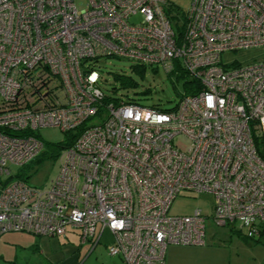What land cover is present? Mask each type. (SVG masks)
I'll return each mask as SVG.
<instances>
[{
  "label": "built area",
  "instance_id": "built-area-1",
  "mask_svg": "<svg viewBox=\"0 0 264 264\" xmlns=\"http://www.w3.org/2000/svg\"><path fill=\"white\" fill-rule=\"evenodd\" d=\"M166 0H0V236L26 232L92 241L111 256L164 264L168 244L204 245L200 209L171 215L181 192L214 197L210 220L264 240V60L221 54L264 47V0H191L176 32ZM113 57L195 80L170 109L105 92L94 59ZM79 130L50 187L13 180L44 148L35 131ZM185 138L184 148L175 143Z\"/></svg>",
  "mask_w": 264,
  "mask_h": 264
},
{
  "label": "rangeland",
  "instance_id": "rangeland-1",
  "mask_svg": "<svg viewBox=\"0 0 264 264\" xmlns=\"http://www.w3.org/2000/svg\"><path fill=\"white\" fill-rule=\"evenodd\" d=\"M78 8L84 6V0H75ZM170 5L167 11L173 29L178 32L183 23V13L190 8L191 0H166ZM223 64H249L264 60V47L239 51H226L221 54ZM130 61L113 57H101L97 67L106 79L103 89L110 92L112 86L117 89L116 98H132L145 106L159 105L172 108L184 94L183 82L187 79L175 69L166 73L160 66H147L143 71L133 70ZM114 74H124L135 81L134 86L121 87L115 81ZM43 141L44 148L34 160L25 166H9L13 180H23L28 186L46 190L56 178L60 169L62 147L68 134L59 127H40L35 131ZM175 143L184 148L188 141L177 137ZM214 197L208 193L181 192L172 201L169 214L190 215L200 209L208 217L205 221V244L182 245L168 244L164 264H264V240L253 241L242 234L232 231L228 226H216L210 220L214 213ZM97 226V232L99 230ZM20 234V237H14ZM24 235V236H23ZM113 239L105 230L100 242L91 249V243L79 242L77 232L67 231V236H35L26 232H8L0 236V264H50L74 257L76 264H126L120 256H111L106 245ZM39 245V247L37 246ZM38 249L44 252L39 255ZM16 255L14 262L13 258ZM48 257L47 260L45 259ZM67 264V262L65 263Z\"/></svg>",
  "mask_w": 264,
  "mask_h": 264
},
{
  "label": "trees",
  "instance_id": "trees-1",
  "mask_svg": "<svg viewBox=\"0 0 264 264\" xmlns=\"http://www.w3.org/2000/svg\"><path fill=\"white\" fill-rule=\"evenodd\" d=\"M184 14L185 13H183V16H184ZM104 58H107V57H104ZM97 62H98V59H94L92 62L95 67H97ZM132 67H133V70L138 71V72H141L146 68V66L139 65V64H132ZM175 69H177L180 72V74L183 77H185V79L187 78L183 82L184 94L192 93L194 91L193 84L195 83V80L191 77V75L181 65L178 64V62L174 63V68L171 72H173ZM113 76H114L115 81L120 83L121 87H129V86H134L136 84L135 81L127 75H124V74H117L116 75V74H114ZM100 77H101V83L103 86V83H105L106 79L103 77L101 71H100ZM116 89H117L116 86H112L110 88V92H112L114 94ZM103 90L105 92L104 104H107V102L111 99V93H107L105 91V89H103ZM126 99L132 100V101L138 103V101L135 99H132V98H126ZM151 107H154V108H157L160 110L170 109V108H162L159 105H152ZM66 133L68 134V136H67V141H65V143L62 146L63 148L70 145L74 141V139L77 137V135L79 133V130H76L75 132H66ZM252 140L255 144L257 154L259 155V157L264 159V137H262L257 130H254V132H252ZM229 228L232 231H234L232 227H229ZM235 232H237V231H235ZM255 241L259 242L258 240H255Z\"/></svg>",
  "mask_w": 264,
  "mask_h": 264
},
{
  "label": "crops",
  "instance_id": "crops-1",
  "mask_svg": "<svg viewBox=\"0 0 264 264\" xmlns=\"http://www.w3.org/2000/svg\"><path fill=\"white\" fill-rule=\"evenodd\" d=\"M98 226V225H97ZM97 226H96V229H95V233H94V238H93V240L92 241H86V242H90L91 243V249H93L99 242H100V238H101V236H102V233L105 231V230H108L107 228H103V229H101V226L99 227V230H98V232H97ZM71 232H77V236H78V239H79V233H78V231L77 230H73V229H69ZM68 231V230H67ZM14 233H16L15 231H13ZM108 232L111 234V232L108 230ZM10 233H12V232H10ZM30 234V233H29ZM31 235V234H30ZM33 235V234H32ZM21 235L20 234H16L14 237H20ZM24 236V235H23ZM36 236V235H35ZM40 236H43V235H40ZM65 236H67V232H66V234H65ZM43 237H45V236H43ZM48 237H52V236H48ZM79 242L81 243V241H80V239H79ZM112 242V241H111ZM83 243H85V242H83ZM83 243H81V244H83ZM37 246L39 247V245L37 244ZM106 247V250H107V245L105 246ZM38 253H39V255H43L44 256V252L41 250V249H38ZM15 257L13 258V261L12 262H14L15 260H16V255H14ZM45 258V257H44ZM45 259H47V260H50V259H48V257H46ZM75 258L74 257H70L69 259H67V260H60V261H58L57 263H53V262H51V260H50V264H65L66 262H67V264H76V262H75Z\"/></svg>",
  "mask_w": 264,
  "mask_h": 264
}]
</instances>
